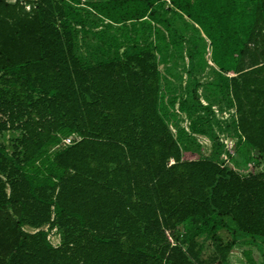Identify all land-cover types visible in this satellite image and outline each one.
Here are the masks:
<instances>
[{
  "label": "trees",
  "instance_id": "obj_1",
  "mask_svg": "<svg viewBox=\"0 0 264 264\" xmlns=\"http://www.w3.org/2000/svg\"><path fill=\"white\" fill-rule=\"evenodd\" d=\"M160 1L87 6L123 27L146 21ZM28 2L31 13L0 0V137L22 134L11 155L0 143V264H231L233 244L220 235L228 222L264 245V173L183 161L195 136L211 137L201 122L170 130L153 55L134 49L124 61L116 53L86 65L77 53L90 14L82 0ZM170 3L211 41L221 72L235 75L219 92L232 96L241 138L264 157V0ZM180 111L191 116L186 102ZM73 137L47 179L27 174ZM55 229L58 247L48 240ZM198 238L212 243L209 257Z\"/></svg>",
  "mask_w": 264,
  "mask_h": 264
},
{
  "label": "rangeland",
  "instance_id": "obj_2",
  "mask_svg": "<svg viewBox=\"0 0 264 264\" xmlns=\"http://www.w3.org/2000/svg\"><path fill=\"white\" fill-rule=\"evenodd\" d=\"M6 1L21 3L26 13L35 9L32 2L28 1L36 0ZM93 2L95 0H82V7L90 13L87 15L86 28L82 30L79 27L77 53L83 62L96 65L110 61L116 53L124 61L123 55L132 53L134 49L150 52L159 68L166 107L163 117L170 130L176 136L178 128L189 131L193 122H201L202 129L211 137L195 136L192 141L195 151L183 152V161L212 159L232 168L243 178L264 173V157L249 147L239 134L232 96L219 92L223 84L235 75L222 73L213 63L211 41L199 27L176 11L170 0L156 3L146 21L129 22L123 27L96 15L87 6ZM135 28L142 31L138 42L135 40ZM216 84L218 89L214 90ZM173 99L176 100V107L171 109L169 104ZM183 102L189 105L191 116L181 113L180 104ZM21 138V133L8 132L0 137V143L5 145L11 155ZM76 140V137L63 139L60 145L46 149L42 159L27 168V174L40 181L47 179L51 170L56 171L55 154L61 147L72 145ZM215 148H220L218 156L212 154ZM228 223L220 235L224 243L233 244L229 261L233 257L247 264L250 257L257 264L264 263V245L257 239L241 236L232 222ZM24 230L31 234L38 232L29 227H24ZM42 230L47 231L48 227ZM48 240L54 247L61 245L60 233L56 229L49 232ZM198 241L204 245L203 257H209L214 252L212 243L203 238H198Z\"/></svg>",
  "mask_w": 264,
  "mask_h": 264
},
{
  "label": "crops",
  "instance_id": "obj_3",
  "mask_svg": "<svg viewBox=\"0 0 264 264\" xmlns=\"http://www.w3.org/2000/svg\"><path fill=\"white\" fill-rule=\"evenodd\" d=\"M234 254V253H233ZM232 258V259H231ZM237 258V257H236ZM230 261H231V264H242V262L238 259H233V257H230ZM247 264H250L248 261H247Z\"/></svg>",
  "mask_w": 264,
  "mask_h": 264
},
{
  "label": "built area",
  "instance_id": "obj_4",
  "mask_svg": "<svg viewBox=\"0 0 264 264\" xmlns=\"http://www.w3.org/2000/svg\"><path fill=\"white\" fill-rule=\"evenodd\" d=\"M8 2V1H7ZM66 143H68L69 141H65Z\"/></svg>",
  "mask_w": 264,
  "mask_h": 264
}]
</instances>
